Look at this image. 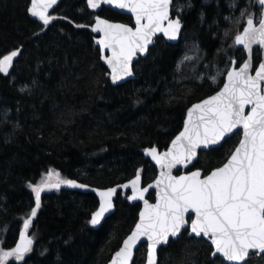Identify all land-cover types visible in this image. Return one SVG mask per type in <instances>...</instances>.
Returning a JSON list of instances; mask_svg holds the SVG:
<instances>
[{"label":"trees","instance_id":"obj_1","mask_svg":"<svg viewBox=\"0 0 264 264\" xmlns=\"http://www.w3.org/2000/svg\"><path fill=\"white\" fill-rule=\"evenodd\" d=\"M245 2L240 0V6ZM30 3L0 0V59L20 49L10 72L0 73V247L5 250L14 247L31 212L35 193L29 185L39 184L50 171L97 187L138 173L143 184L150 182L157 171L143 150L165 149L181 129L188 106L219 88L230 59H244L233 44L242 27L223 19L240 15L229 9L228 0H190L191 7H186L189 0H174L173 15L185 6L179 42L156 37L147 56L133 66L137 77L113 86L94 43L90 26L95 13L86 0H60L47 26L29 16ZM100 15L132 21L106 7ZM186 49L196 57L180 63ZM252 56L255 67L259 48ZM219 68L222 74L213 83L210 78ZM239 138L237 131L219 147L200 151L193 167L206 174L221 165ZM148 198L153 200V192ZM114 204L115 211L93 229L89 221L98 205L94 194L45 191L29 228L33 251L25 261L10 258L8 264H107L133 228L140 208L125 192L117 194ZM211 251L206 240L189 237L184 230L159 249L158 264H226L220 258L211 260ZM144 256L143 245L133 264H144ZM246 264H264V254L250 253Z\"/></svg>","mask_w":264,"mask_h":264},{"label":"snow or ice","instance_id":"obj_2","mask_svg":"<svg viewBox=\"0 0 264 264\" xmlns=\"http://www.w3.org/2000/svg\"><path fill=\"white\" fill-rule=\"evenodd\" d=\"M101 2L126 9L135 16V27L96 17L93 30L103 33L98 44L103 50L111 51L110 56L102 58L111 67L113 82L133 75V57L137 53H147L148 45L157 33H163L170 40H176L181 33L180 14L185 6L176 9V18H171L174 0H87V5L96 9ZM56 4L57 0H31L28 10L47 26L54 19L48 10ZM186 7H191L190 0ZM228 7L240 13L223 19L233 26L242 27V31L235 34L233 44L242 45L248 59L239 67L235 60L230 59L232 67L227 71L223 87L215 95L188 109L183 131L172 141L167 152L160 154L155 147L145 150L162 169L155 181L158 189L156 202L149 204L144 200L139 222L123 240V246L115 253L111 264H130L133 250L142 237H146L148 242L147 264H157L158 245L166 244L169 236L176 237L182 229L186 231L185 226L189 223L190 234L207 237L214 245L213 257L219 253L229 262L246 264L250 250L264 254V61L255 68V74H251L253 45L264 46V0H246L243 7L240 0H228ZM253 7H259L260 11H249ZM204 19L201 12V21ZM212 23L218 25L217 20ZM230 32V28L225 29L224 36L228 37ZM193 47L199 51L198 45ZM19 53L20 49H16L0 59V73L9 72ZM191 59L185 54L180 63ZM210 79L216 82V76ZM246 106L250 107L247 114ZM241 128L242 138L222 166L207 175L199 169L186 175H172V169L177 165H187L197 157V149L201 145L218 144ZM52 175L50 171L39 184L29 185L35 193V207L24 220V231L15 247L7 250L0 247V264H8L10 258L25 261V256L33 251V239L26 233L41 206V193L45 189H59L61 184L86 187L74 180L57 179L52 182ZM55 175L59 177L60 174L57 172ZM139 183L137 174L131 181L133 195L129 199H144L148 189L139 188ZM97 191L99 207L89 221L93 226L99 225L113 208L117 189Z\"/></svg>","mask_w":264,"mask_h":264},{"label":"water","instance_id":"obj_3","mask_svg":"<svg viewBox=\"0 0 264 264\" xmlns=\"http://www.w3.org/2000/svg\"><path fill=\"white\" fill-rule=\"evenodd\" d=\"M59 2H60V0H57V4L48 10V14H49V15H50V13L56 8V6L59 4ZM86 4H87V0H86ZM30 7H31V3H30L29 8H30ZM87 7H88L92 12L95 13V16H94V19H93V23H92V25L90 26V28H91L92 32L94 33V35H95L94 43H95L96 46L99 48V52H100V60H101V62L104 64V66L106 67V69L108 70L109 81H110V83H111L113 86L123 84V83H125V82H127V81H129V80H133V79H135V78L137 77L136 74H135V72H134L133 66H134V64H135V62H136L137 60H139L140 58H145V57L147 56V54H148V52H149V49H150L151 46L155 43V38H156V37H161V38H162L165 42H167V43L176 44V43L179 42V40H180V38H181V35H182V32H183V28H184V23H183L182 20H181V24H182L181 33H180L179 37H178L176 40H170V39H168V37L164 36L163 33H157L155 36H153V38H152V43L148 45V51H147V53H137V55L133 57V59H132L133 75H132V76H129V77H125L123 80L113 82V81H112V78H111V67H110V66L104 61V59L102 58L104 55H109V56H110V55H111V51H110V50H103V49L101 48V46L98 44V41L102 38L103 33H97V32H95V31L93 30L94 27H95L96 17L99 16L101 19H106V20H108V21L111 22V23H121V24L129 25L130 27H135V16H134V14H132L130 11H128V10H126V9H119V8L115 7V5H109V4H106V3H103V2H101L100 7H99V8H96V9H92V8L89 7L88 5H87ZM102 7H106V8H108V9H111V10H113V11H116V12H118V13H120V14H125V15L130 16L131 19H132L131 23H126V22L119 21V20H110V19H108V18L103 17L102 15H100V11H101ZM29 8H28V9H29ZM28 14H29V16H30L32 19H34L35 21L42 23V21H40L38 17L33 16L29 10H28ZM170 16H171V18H173V19L176 18V15H173L172 11L170 12ZM241 31H242V30H241ZM236 47L239 48V49H241L242 52H243V54H244V59H243L241 62H239V63L237 62V60H236L235 58L232 59V60H235V61H236V66L239 67L240 64H242V63L244 62V60L248 59V54H247V51L243 48L242 45H236ZM254 48H259V50H260V61L258 62V64H257L255 67L253 66V69H252V72H251L252 75L255 74V68L258 67L259 63H260L261 61H264V46H261V45H259V44H256V45H253V49H254ZM9 54H10V53H9ZM252 54H253V51H252ZM7 55H8V54H7ZM2 58H3V57H2ZM2 58H1V59H2ZM14 59H15V58H14ZM252 63H253V56H252ZM231 67H232V64L229 65L228 69H227L226 72L224 73L223 81H222L221 85L219 86V88H218L216 91H214L213 93L207 95L206 97H204V98H202V99H200V100H198V101H195V102L191 103V104L188 106V108H187V110H186V112H185V116H184V119H183V124H182L181 129H180V130H179V131H178V132L172 137V139L170 140V142L168 143V145H167V147H166L165 149L159 150L156 146H151V147H146V148L143 150V154H144V156L150 161V163L156 168V171H157L155 177H154L150 182H148V183H146V184H143L142 174L138 173L139 176H140V183H139L138 187L141 188V189H143V188H147V189H148V191L144 193V199H143V200H141V199H139V198H137L136 200L129 199V197H131V196L133 195V189H132L131 181L134 180V179L136 178L137 174L134 175L133 177H131V178L125 180V181H122V182L116 183V184L111 185V186H108V187H97V186H91V185H89V184H86V183L81 182V181L76 180V179H60V180H74V181H76V183H77L78 185H85L86 187H72V186H69V185H67V184H61L60 187H59V189H57V190H71V191H79V192H82V193H92V194H94L95 197H96L97 200H98L97 208L94 210V212H95V211L98 209V207H99V200H100V198H99V194H98V191H97V190L103 191V190H106V189H108V188H116V189H117L116 194L113 196V208L110 209L109 212L105 214L104 219H102V221H101V223H100L99 225H96V226L91 225L93 229H98V228L101 226V224L104 222V220H105L108 216H110V215L115 211L114 200H115L117 194H118L119 192H125V193L127 194V199H128V201H129L130 203H132V204H134V203H139V204H140V208H139V211H138V217H137V220H136V222H135L133 228L131 229V231H130V232L124 237V239H126L127 236L130 235L131 232L135 229V225H136V223L139 222V213L144 209V200H147L149 204H154V203L156 202V197H157L158 189L155 187V181H156V179L160 176V173H161L162 169H161V166H160L159 164H157L156 161L152 158V156H151L150 154H148L145 150H146V149H149V148H152V147H155V148L157 149L158 153H160V154H163V153L167 152V151L172 147V141L176 138L177 135H179V133H180L181 131H183L184 123H185V121L187 120L188 109L191 108L193 104L200 103L202 100L207 99L208 97H210V96H212V95H215L216 92L220 91V89L223 87V84L226 82L227 71L230 70ZM11 68H12V67H11ZM11 68L9 69V72H10ZM9 72H8V73H9ZM3 74H5V73H3ZM248 111H250V107H249V106H246V108H245V114H247ZM239 131H240V138H239V140H240V139L242 138V134H243V130H242V128H241ZM235 132H237V131L234 130V133H235ZM232 135H233V134H230V136H232ZM227 138H229V137H227ZM227 138H226V139H227ZM226 139H225V140H226ZM225 140H224V141H225ZM224 141H222V142H220V143H218V144H210V145H207V146L201 145V146L197 149V157H196L191 163H189V164H187V165H184V164L177 165L175 168L172 169V175H173V176L186 175V174H188V173H190V172H192V171H196V170H198V169L202 171V174H203V175H207V174H209L212 170H214L215 168L222 166V164L225 163V162L227 161V159H226L221 165H219V166H217V167L211 169V170H210L208 173H206V174L204 173V171H203L201 168L193 167L194 164H195V162H196L197 159H198V155H199V152H200V151H207V150H210V149H212V148L219 147ZM238 144H239V141H238V143H237L236 146H238ZM236 146H235V147H236ZM235 147H234V149H235ZM234 149H233L232 151H234ZM230 154H231V153H230ZM229 156H230V155H229ZM229 156H228V157H229ZM178 171H179V172H178ZM55 181H56V180H54V181H52V182H55ZM123 185H128V187H122ZM149 185H152V187H149ZM51 189H56V188H51ZM47 190H50V189H45V190L41 193V199H42V195H43V193H44L45 191H47ZM150 192H153V200H150V199L148 198V195H149ZM33 207H35V198H34V203H33L32 208H33ZM38 210H39V209H38ZM38 210H37V213H38ZM30 213H31V212H30ZM30 213H29V215H30ZM29 215H28V216H29ZM191 215H192L193 218H194V214H191ZM28 216H27V218H28ZM35 217H36V216H35ZM35 217L32 218V223H33ZM27 218H25V219H27ZM32 223H31V224H32ZM23 225H24V221H23V224H22V226H21V229H20V231H19V233H18V237H17V240H16V242H15V245H16V243L19 241L20 233H21L22 231H24V227H23ZM30 226H31V225H30ZM185 227H186V229H187V236H189V237H195V238H202V239L206 240V241L210 244V246H211V248H212V251H211V252H213V251L215 250V249H214V245L211 244V241H210L207 237H204V236H202V235L199 236V237H197V236H195V234H190V223H189V225H186ZM29 228H30V227H29ZM29 228H28V230H27L26 235H27L28 237L31 238ZM183 231H184V229H182V230H181V233L178 234L176 237L169 236L168 242H167L166 244L158 245V247H157V256H156L157 264H158V258H159V255H158V253H159V249L162 248V247H166V246L168 245V243H169L170 240H176V239H178V238L181 236V234H182ZM124 239H123V240H124ZM123 240H122L120 246H119V247H118V248L112 253L110 259H109L108 262H107V264H111V260L113 259L115 253L120 249V247L123 246ZM15 245H14V247H15ZM143 245L145 246L144 264H147V248H148V242H147V238H146V237H142L141 240L138 242L137 247L133 250V259H132V261L130 262V264H133V262H134V260H135V254H136V252H137V251L141 248V246H143ZM250 253H256V254H258V255H262L261 253L258 252V250H250ZM249 255H250V254H249ZM215 258H220V259H221L222 261H224L226 264H242V262H229V261L226 260V258H224V257H223L221 254H219V253H218L215 257H213V256L211 255V253H210V259L212 260V259H215ZM247 259H248V257L246 258V260H247Z\"/></svg>","mask_w":264,"mask_h":264},{"label":"rangeland","instance_id":"obj_4","mask_svg":"<svg viewBox=\"0 0 264 264\" xmlns=\"http://www.w3.org/2000/svg\"><path fill=\"white\" fill-rule=\"evenodd\" d=\"M181 7H182V6H180V7H178V8H181ZM178 8H177V9H178ZM185 54H187L188 56H190V57H192V58L196 57V52H192L191 50L186 49V51L184 52V54H183V56H182L180 62L182 61V59H183V57L185 56ZM185 61H188V60H183V62H185ZM220 71H222V68H221V69L219 68L218 72H220ZM218 72L215 71V73H214L212 76H216V78H217V73H218ZM45 178H46V177H45ZM57 179H61V178H60V177H57V176L55 175V173H53V175H52V177H51V180L54 181V180H57Z\"/></svg>","mask_w":264,"mask_h":264}]
</instances>
